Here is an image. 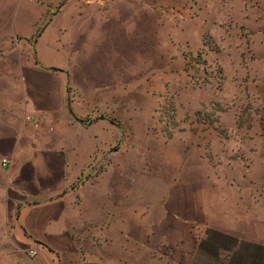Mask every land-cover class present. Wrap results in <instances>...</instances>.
<instances>
[{"label": "crops", "instance_id": "obj_1", "mask_svg": "<svg viewBox=\"0 0 264 264\" xmlns=\"http://www.w3.org/2000/svg\"><path fill=\"white\" fill-rule=\"evenodd\" d=\"M125 1L0 0V18L12 19L0 40L20 39L16 45L34 55L24 58L31 70L22 69L21 59L18 87L0 91L6 99L0 103V161H8L0 163V224L15 227L0 234L7 243L0 264H264V190L259 186L254 195L253 186L260 157L245 160L250 167L231 173L233 182L225 175L177 181L175 202L172 184L163 183L160 197L142 206L137 192L131 217L115 218L117 233H92L94 207L101 222L108 215L113 171L93 170L94 162L102 166L108 143L96 131L103 127L86 117L92 99L107 97L109 85L88 74L106 78L111 71L109 60L79 61L75 54L100 47V27L120 20ZM127 1L132 7L139 0ZM30 72L35 88L27 81ZM76 73L85 75L83 83L74 80ZM11 74V66L0 70L4 80ZM169 159L164 154L162 164L171 169Z\"/></svg>", "mask_w": 264, "mask_h": 264}, {"label": "rangeland", "instance_id": "obj_2", "mask_svg": "<svg viewBox=\"0 0 264 264\" xmlns=\"http://www.w3.org/2000/svg\"><path fill=\"white\" fill-rule=\"evenodd\" d=\"M151 1L129 7L126 0L120 20L100 27V47L75 54L79 61H110L106 78L88 74L109 85L107 97L92 99L86 117L103 127L96 131L108 143L102 166L94 162L93 170L113 171L108 215L101 222L94 207V234L117 233L115 218L131 217L137 192L142 206L160 197L163 183L172 184L175 202L181 180L225 175L233 182L231 173L250 167L245 160L260 157L253 168L254 195L259 186L264 190V0ZM47 19L38 18L36 26ZM11 22L0 18V35ZM17 42L13 36L0 40V70L12 67L9 80L0 77V91L18 87L21 59L22 69L31 70L33 63L24 58L33 59V52ZM82 76L76 73L74 80L83 83ZM33 80L30 72L27 81L35 88ZM248 141L251 146H244ZM166 153L172 170L163 165ZM14 228L0 224V234ZM1 239L0 248L7 245Z\"/></svg>", "mask_w": 264, "mask_h": 264}, {"label": "built area", "instance_id": "obj_3", "mask_svg": "<svg viewBox=\"0 0 264 264\" xmlns=\"http://www.w3.org/2000/svg\"><path fill=\"white\" fill-rule=\"evenodd\" d=\"M26 120L31 121L32 118L30 116H26ZM0 163H1L2 166H4V165H6L8 163V161H7V159H1ZM29 254L31 256H34L36 254V250L32 249L31 251H29Z\"/></svg>", "mask_w": 264, "mask_h": 264}]
</instances>
